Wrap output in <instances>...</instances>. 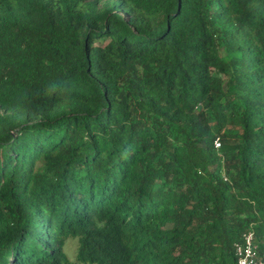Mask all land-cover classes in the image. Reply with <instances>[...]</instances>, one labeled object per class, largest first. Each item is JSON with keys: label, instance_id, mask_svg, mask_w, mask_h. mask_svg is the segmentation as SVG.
Returning <instances> with one entry per match:
<instances>
[{"label": "trees", "instance_id": "obj_1", "mask_svg": "<svg viewBox=\"0 0 264 264\" xmlns=\"http://www.w3.org/2000/svg\"><path fill=\"white\" fill-rule=\"evenodd\" d=\"M249 229L264 260V0H0V264H238Z\"/></svg>", "mask_w": 264, "mask_h": 264}, {"label": "built area", "instance_id": "obj_2", "mask_svg": "<svg viewBox=\"0 0 264 264\" xmlns=\"http://www.w3.org/2000/svg\"><path fill=\"white\" fill-rule=\"evenodd\" d=\"M215 145H221L220 136L214 139ZM235 252L237 255L238 264H263L264 260L259 256L257 245L254 240V231L249 229L243 233L242 239L236 241Z\"/></svg>", "mask_w": 264, "mask_h": 264}, {"label": "rangeland", "instance_id": "obj_3", "mask_svg": "<svg viewBox=\"0 0 264 264\" xmlns=\"http://www.w3.org/2000/svg\"><path fill=\"white\" fill-rule=\"evenodd\" d=\"M78 239L77 238H68L66 240V243H65V250L67 252V255L68 257L71 259V260H75L76 258V252H77V249H78ZM76 264H84V263H76ZM89 264H93V263H89Z\"/></svg>", "mask_w": 264, "mask_h": 264}]
</instances>
